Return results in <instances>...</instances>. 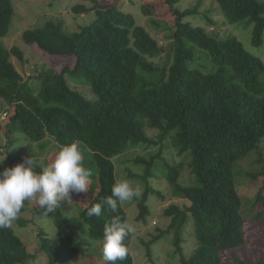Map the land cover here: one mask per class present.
Returning <instances> with one entry per match:
<instances>
[{
  "label": "trees",
  "instance_id": "obj_1",
  "mask_svg": "<svg viewBox=\"0 0 264 264\" xmlns=\"http://www.w3.org/2000/svg\"><path fill=\"white\" fill-rule=\"evenodd\" d=\"M83 1L91 2L92 7L75 5L71 13L85 16L94 12L96 19L89 25L75 24L76 30L70 31L63 21H49L24 31L23 42L43 58L69 60V66L60 71L40 72L38 87L30 84L33 77L25 79L12 63L16 58L22 65L23 51L17 46L8 48L0 44V100L4 102L2 113L6 117L2 128L9 145L14 146L18 142L15 137L23 136L34 144L40 143L43 152H49L73 140L82 141L84 166L92 175L87 191L79 194L88 196V200L75 216H66L64 211L56 209L53 224L67 233L69 239L80 236L87 227L85 235L89 239L85 240L97 242H102L104 226L113 215L128 221L124 204L117 213L105 210L102 216L91 218L86 214L92 204L111 195L118 181L116 157L130 147L146 150L158 147L149 160H137L145 165L141 180L146 187L141 197L134 198L139 202V220L148 216L147 203L151 196L166 200L161 191L150 185V180L156 179L157 164L163 153L179 147H182L179 155L190 151L193 157L188 165V182L181 180L184 163L163 166L171 198L187 202L183 208L171 205L164 210V215L171 218L164 232L174 236L175 253L171 258L178 256V264H222L223 252L245 244L246 218L234 167L264 140V80L260 79L264 75L263 61L246 51L236 37L209 34L205 28L185 21L190 15H198L200 3L194 9L174 12L177 16L174 31L170 25L167 28L158 23L165 33L163 41L172 42L168 54L173 62H164L163 78L148 86L144 77L154 78L159 71L143 59L162 56L164 44L158 41V33L154 32V37L131 14L121 11L116 5L120 0ZM180 1L166 0L170 6ZM215 2L229 24L248 20L254 26L252 43H263L264 0ZM15 17L12 0H0V38L8 35ZM196 49L207 54L211 69L191 67L197 60ZM138 85L141 88L137 91ZM149 131H156V136H150ZM258 159L264 162V154ZM11 163L5 160L0 172ZM29 202H24L10 227L0 229V264H26L33 257L13 226L23 228L31 224L26 219ZM254 208L258 212L253 219L261 222L264 187L258 192ZM187 214L195 218L197 239V248L190 258L185 256L183 237ZM39 236L43 239V250L51 263H55L59 243L46 237L42 230ZM87 241L70 245L69 251L88 252L91 243ZM132 242L130 233L125 241L128 255L117 264H135ZM148 257L152 259L150 246Z\"/></svg>",
  "mask_w": 264,
  "mask_h": 264
},
{
  "label": "rangeland",
  "instance_id": "obj_2",
  "mask_svg": "<svg viewBox=\"0 0 264 264\" xmlns=\"http://www.w3.org/2000/svg\"><path fill=\"white\" fill-rule=\"evenodd\" d=\"M109 3H114L113 0H104ZM13 6L16 11V17L12 22L8 35L0 38V44L5 47H19L24 53V62L20 65L18 59L13 58L12 63L16 65L17 70L25 79L30 80V84L38 87L37 76L40 72L49 71L54 69L60 71L61 69L69 66V60H53L43 58L33 48L27 46L21 39L24 31L31 26L38 28L49 21H63L68 30H76L78 25L86 26L96 19V14L90 13L85 16H77L71 13V8L75 5L83 4L87 7H92L91 2H82V0H12ZM202 4L198 9V15H190L185 18V21L192 22L195 26L203 27L209 34L218 35L222 38L233 36L236 37L243 45L246 51L260 57L264 63V40L261 45H254L252 43L254 26L248 20L241 23L229 24L222 14L220 6L215 0H182L179 3L170 6L166 0H120L116 3L118 8L124 13L131 14L139 26L147 28V30L154 35L158 33V41L164 44L162 47V56L154 59H143L144 63L158 69L159 74L156 77H144V82L148 86H154L162 78L164 73V62H173V57L168 54L172 42L169 40L163 41L165 37L162 27H170L174 31L177 22L175 11H186L194 9L198 4ZM107 5V4H106ZM211 19V21L209 20ZM210 21V22H209ZM159 23V24H158ZM77 24V26H74ZM170 25V26H169ZM171 32V31H170ZM157 36V35H156ZM155 37V35H154ZM197 60L191 64L193 69L199 67L202 70H209L212 64L208 61L207 54L196 49ZM166 59V60H165ZM147 60V61H146ZM45 69V70H44ZM138 77L142 78L140 72L137 73ZM264 80V75L260 77ZM141 88L138 85L137 91ZM80 89V88H79ZM81 92H86L80 89ZM4 102L0 100V145L3 150L0 152V158L6 157V160H11L12 163L6 167L12 168L17 164L13 160L23 162L24 159L30 158L31 155L40 164H48L54 160L55 154L59 152L60 148L51 149L49 152H43L40 149V143L34 144L25 137H15L18 142L14 146L9 145L3 130L6 117L2 113ZM6 106V105H5ZM157 132L149 131V135L155 137ZM46 140H49L46 139ZM178 149L170 148L166 150L161 156V161L157 164V172H155L156 179L150 180V185L161 191L166 197L163 202L156 196H151L148 200L149 214L144 219H139L138 201L133 199L130 202H125L124 207L128 214V223L133 226L132 231L133 242L131 244V253L135 264H164L166 262L179 263V258H171L175 253L173 244V233H166L171 218L164 215V210L171 205H178L183 208L187 204L183 199H172L170 187L164 178L163 166L168 164L184 163V171L182 172V182H188V165L191 163L192 157L190 151H186L179 155ZM158 151L157 148H144L130 147L129 151L114 159L116 166V174L118 180L130 179L134 184L142 185L143 192L145 193V184L141 178L144 176L145 165L138 163L137 160H149V157L155 155ZM264 154V140L259 148L251 152L245 160L239 162L234 167L236 173L235 181L240 193L243 203V213L246 218V236L245 244L240 248L222 253V264H254L258 261L264 262V218L261 222L254 221L253 217L257 214L254 208L256 197L261 188L264 187V162H260L258 157ZM132 174L133 176H130ZM249 174L260 175L258 178L250 177ZM194 179V178H193ZM191 180L193 182L194 180ZM256 180V181H255ZM96 188V184L93 186ZM91 191H93V188ZM88 196L73 192L71 193L70 200H63L60 202L59 208L64 211L66 216L78 215L85 206ZM28 211L26 219L31 223L28 227H15V232L18 237L24 242L28 252L33 256L26 264H101L104 261L102 256V242L85 240L89 239L85 234L87 227H84L82 234L76 236L74 239H69L68 234L64 231L58 230L53 224L54 214L48 213L45 215L46 208L42 209L35 200H29ZM259 210V208H258ZM185 224L183 226L184 234V248L185 256L190 258L197 248L195 218L191 214H187L184 218ZM39 230H42L46 237L57 240L59 248L57 251L58 260L51 263L50 258L46 251L43 250V239L39 236ZM164 232V233H162ZM89 242L91 247L88 252L84 254H72L69 249L70 245L77 242ZM156 243H155V242ZM99 242H101L99 244ZM148 246L152 259L148 257ZM105 262V261H104Z\"/></svg>",
  "mask_w": 264,
  "mask_h": 264
},
{
  "label": "clouds",
  "instance_id": "obj_3",
  "mask_svg": "<svg viewBox=\"0 0 264 264\" xmlns=\"http://www.w3.org/2000/svg\"><path fill=\"white\" fill-rule=\"evenodd\" d=\"M6 157L0 158V166ZM92 173L84 166L83 143L76 139L62 146L54 160L40 164L31 155L23 162L0 172V229L8 228L17 219L24 202L35 200L45 215L59 208L60 202L70 200L71 193L87 191ZM143 188L130 179H120L111 195L101 198L87 209L88 217H100L105 210L119 211L120 205L142 196ZM133 226L120 215H113L104 226L102 256L109 264H117L129 252L125 241Z\"/></svg>",
  "mask_w": 264,
  "mask_h": 264
}]
</instances>
